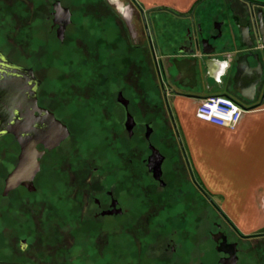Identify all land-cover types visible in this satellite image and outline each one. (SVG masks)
<instances>
[{
	"label": "flooded vegetation",
	"instance_id": "af4514ba",
	"mask_svg": "<svg viewBox=\"0 0 264 264\" xmlns=\"http://www.w3.org/2000/svg\"><path fill=\"white\" fill-rule=\"evenodd\" d=\"M234 8L224 30L250 24ZM152 56L132 0H0V264H264V231L200 187ZM25 123L38 169L6 189Z\"/></svg>",
	"mask_w": 264,
	"mask_h": 264
},
{
	"label": "crops",
	"instance_id": "0c3cea01",
	"mask_svg": "<svg viewBox=\"0 0 264 264\" xmlns=\"http://www.w3.org/2000/svg\"><path fill=\"white\" fill-rule=\"evenodd\" d=\"M132 1L147 15L152 54L165 71L167 86L176 91L172 107L200 187L242 234L264 231V85L248 99L250 93L234 82L231 52L212 55L206 66V57L199 49L192 54L194 46L187 40L191 16L195 26L201 24L203 36L210 37L228 24L222 14L227 3L235 4L234 14L239 18L238 10L248 7L247 1L264 7V0H219L212 8H207L209 0L196 6L197 0ZM192 58L197 59L196 77L186 69V61ZM211 94H231L244 106L234 127L216 126L196 117L199 100Z\"/></svg>",
	"mask_w": 264,
	"mask_h": 264
},
{
	"label": "water",
	"instance_id": "95a60500",
	"mask_svg": "<svg viewBox=\"0 0 264 264\" xmlns=\"http://www.w3.org/2000/svg\"><path fill=\"white\" fill-rule=\"evenodd\" d=\"M248 13L250 24L237 25L235 30L228 25L224 30V39L222 34H219L217 38L216 36L204 37L201 24L195 26L191 16V29L188 28L187 40L191 47L194 46L191 48L192 54L199 49L202 56L206 57L203 59L206 66L208 61H212V55L223 51L231 52L235 64L234 82L244 87L250 93L246 97L252 99L257 87L264 79V7H254L252 3H248ZM210 39H219V42L214 45ZM12 132L19 140L21 154L17 166L7 177L6 189L16 186L20 181L30 179L38 169L32 143L35 128L32 124L25 123ZM65 135L66 133L60 138ZM43 142L50 148L51 144L58 142V139L56 141L46 139Z\"/></svg>",
	"mask_w": 264,
	"mask_h": 264
},
{
	"label": "built area",
	"instance_id": "2783aa9c",
	"mask_svg": "<svg viewBox=\"0 0 264 264\" xmlns=\"http://www.w3.org/2000/svg\"><path fill=\"white\" fill-rule=\"evenodd\" d=\"M246 109L225 94H211L199 100L196 117L221 127H234Z\"/></svg>",
	"mask_w": 264,
	"mask_h": 264
},
{
	"label": "rangeland",
	"instance_id": "374dc122",
	"mask_svg": "<svg viewBox=\"0 0 264 264\" xmlns=\"http://www.w3.org/2000/svg\"><path fill=\"white\" fill-rule=\"evenodd\" d=\"M219 0H209L208 1V5H207V8H212L213 6H215L217 3H218ZM223 1V0H222ZM152 59H153V62H156L157 61V65H159L158 63V60H156V58L154 59V56H152ZM232 98L233 96L231 94H229ZM228 95V96H229ZM235 99V98H234Z\"/></svg>",
	"mask_w": 264,
	"mask_h": 264
},
{
	"label": "trees",
	"instance_id": "16d2710c",
	"mask_svg": "<svg viewBox=\"0 0 264 264\" xmlns=\"http://www.w3.org/2000/svg\"><path fill=\"white\" fill-rule=\"evenodd\" d=\"M203 0H197V2H195V6L198 5L199 3H201ZM249 3H252V4H257V3H254V2H251V1H247ZM217 209L222 213V211L220 210V208L217 206Z\"/></svg>",
	"mask_w": 264,
	"mask_h": 264
}]
</instances>
